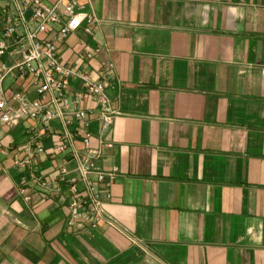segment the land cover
<instances>
[{
  "label": "crops",
  "instance_id": "crops-1",
  "mask_svg": "<svg viewBox=\"0 0 264 264\" xmlns=\"http://www.w3.org/2000/svg\"><path fill=\"white\" fill-rule=\"evenodd\" d=\"M57 2L59 22L36 39L73 76L63 108L39 99L53 115L46 130L24 117L0 124V264H264V0H42ZM71 2L94 22L57 41ZM5 16L19 17L9 38ZM30 17L28 0H0V88L14 111L29 110L41 83L16 67ZM80 75L104 85L105 103ZM84 137L104 173L103 219L78 229L58 171L78 179ZM33 174L54 186L42 191Z\"/></svg>",
  "mask_w": 264,
  "mask_h": 264
},
{
  "label": "built area",
  "instance_id": "built-area-1",
  "mask_svg": "<svg viewBox=\"0 0 264 264\" xmlns=\"http://www.w3.org/2000/svg\"><path fill=\"white\" fill-rule=\"evenodd\" d=\"M31 8L30 20L35 23V28L27 31L25 34V44L27 49L21 52V61L16 67L23 73H29L34 78V81L41 79V83L35 89V98L30 100L29 110L19 108L18 110H11L5 99L2 96L0 88V124L4 126L14 125L21 117L28 119H39L43 125V130H46L47 122L52 119L53 115L43 111V106L39 99L48 94L51 96V102L56 106L63 108L65 106L64 92L68 85V78L73 76V71L69 68L63 67L57 61V50L52 41H38L36 39L37 33H46L47 26L59 22L58 17V2L51 6H46L42 0H28ZM73 3L66 4L61 7V11L67 16L66 21L61 24L55 34L57 41H62L68 34L74 32L79 28L82 19H85L88 24H92L94 19L90 16L73 14ZM19 17L5 16L3 19V35L4 37H12L15 28L18 25ZM85 33L91 34L89 28L84 29ZM6 44L0 41V56L4 54ZM4 69H0V81L2 79ZM83 89L91 96L95 97L97 102L105 103L103 90L104 85L100 82L91 81L88 76L80 75ZM12 101H21L23 97L19 93H15L10 98ZM76 119H81L83 113L79 110L73 113ZM100 122L103 126H108L111 121V113L105 107L99 114ZM71 136L64 134L62 136V144L54 148L55 152L64 150L63 142L69 141ZM85 156L76 166L78 179L69 176L68 171L61 167L58 171L60 181L65 182L68 186L72 196L67 203L68 219L67 226L76 227L78 229L94 228L96 224L103 219L102 202L100 200V193L95 190V185L103 180L104 173L93 168L91 160L97 157V153L87 146V137L82 139ZM25 158L21 161H15L18 167H23L29 163V158L32 155L30 149L25 152ZM111 178L112 174H108ZM24 178L22 183H24ZM31 181L37 185L42 191H49L54 185V182L44 180L39 176L31 175ZM77 182L82 183V195L78 194L76 189ZM108 197L107 194H105ZM28 198L25 197L24 200Z\"/></svg>",
  "mask_w": 264,
  "mask_h": 264
}]
</instances>
